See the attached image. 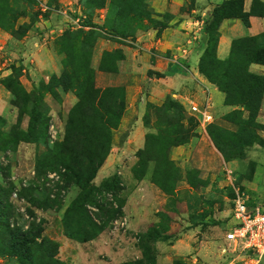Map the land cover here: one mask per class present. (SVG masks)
Instances as JSON below:
<instances>
[{"label": "rangeland", "instance_id": "1", "mask_svg": "<svg viewBox=\"0 0 264 264\" xmlns=\"http://www.w3.org/2000/svg\"><path fill=\"white\" fill-rule=\"evenodd\" d=\"M154 1L145 0L146 10L150 13L147 17L139 20L133 18L128 22L131 28L137 29L134 30L136 34L150 29L160 30L164 26L162 21L167 19V15L156 14L151 10L149 2ZM191 2L193 3V0L188 1L184 10L191 8ZM7 6L12 9L14 15L6 22V27H13L17 31V36H12L7 28L5 31L0 28V264H41L42 261L44 263L41 253L53 256L60 264H139V262L155 264V240L162 236L172 240L177 239L178 236L181 237L186 229H190L185 224L188 221H194V217H201L200 211L203 208L211 209L206 210L207 214L212 212L213 205L216 206V217H211L206 224L209 226L207 233L210 240L219 238L224 245V234L232 223L230 215L236 192L248 197L251 208L263 205V202L257 199L264 196V174L262 177H256L257 181L261 178L258 184L254 179L256 157L259 152L264 151V124L259 122L260 108L258 113L250 115L243 106L224 105L225 108H230L229 111L224 112L222 107H215V99L212 105V99L209 100L206 90V97L196 105L200 107L206 100L209 101L210 111L214 116V124L210 125L199 123L190 115L189 109L169 93L160 103H155L147 100L149 95L152 96L148 94L149 86L145 85L144 88L137 86L134 89L132 104L135 107L142 104L143 111L130 117L129 121L133 125L131 124L129 132L136 128L137 121L145 129L146 134L140 150L144 148L145 139L149 136L148 145H155L153 150L157 153L155 156L157 163L148 164L146 175L155 169L156 181L160 180L166 186V190L173 191L172 195H165L155 186L157 192L159 191L155 192L154 201L159 202V204L155 203L156 206H151L153 203H146V200L140 199L139 196L136 202L134 194L132 195L133 180L136 178L133 169L137 160L133 167L129 166L131 163L127 159V164L121 166V169L111 168L108 172L100 173L104 162L91 182L89 173L83 171L79 173L81 170H77L81 189L75 186L73 181H68L65 178L67 173L65 166L72 167V164L68 162V158L60 155L59 151L66 138L69 114L77 105L80 92L76 91L73 85H69L67 89L60 87L61 75L71 71L68 62L70 61L77 69L76 77L80 79L78 83H83L87 78L86 80L93 83L94 88L98 90L122 88L103 87L97 75L99 73L118 74V64L125 58L122 55L124 49L122 52L118 49L119 53L117 50L104 52L101 58L94 60L93 49L89 62L90 73L85 74L80 58L76 54L78 51L70 49V46L84 42L87 33H96L99 38L95 45L99 40L112 42L133 54L134 52L130 50L136 49L135 38L123 39L108 30L106 25L112 20V16H109L111 11L109 0H106L102 8L95 6V8H87L83 0H9ZM255 7L261 8L256 4ZM212 21V11L207 12L201 30L203 32L201 42L199 41L198 49H196L200 52L198 64L208 42L204 29L209 28L212 32ZM88 22L96 28L85 27V23ZM128 24L124 21L123 27H129ZM66 34L70 35L67 41L64 39ZM195 42H198V37ZM190 50V45L185 43L182 45L180 55L187 57ZM69 53L70 59H68ZM114 53L119 54L116 61L113 60V56H104ZM139 54L140 56L154 55L155 51L151 50L149 53L142 50ZM198 64L196 69L198 75L211 84L198 71ZM188 69L186 64H182L181 74L184 77H190ZM124 73H129L127 67L121 68L120 74ZM147 76L156 81L155 85L158 83L159 91L162 89H168L170 93L178 91L177 86L168 81L170 75L166 73L148 72ZM78 83L75 82L74 86L76 87ZM6 84L11 87L16 86L18 91L13 94L5 87ZM122 89L125 94V89ZM158 90H155V93L156 91L158 93ZM114 98L112 96V102ZM167 101L173 103V106L166 108V113L172 115L174 121L169 129L165 125L160 126V120L156 118L158 109L164 107ZM228 117L232 120H228ZM123 118L124 113L121 121ZM18 121L20 125H17ZM50 122L59 132L58 139L54 143L50 142L48 135ZM34 124L36 127H33ZM13 127L17 132H27L33 143H19L15 150L10 149L9 147H14L10 137ZM210 131L215 134L222 131L224 140L221 143L224 151L230 157V152H234L238 158L224 159L210 140L208 136ZM113 133L114 131L112 135ZM201 137L206 139L209 145L208 150L193 146L188 148L186 154L188 156L191 154L190 157L196 161L205 163L209 160L213 147L225 162L221 177L224 176L228 185L218 187L214 183L210 193L203 191L202 194H194L191 189L204 187L205 182L201 181L200 174L188 163L185 169L177 166L172 160L174 156L172 152L176 148L186 147L193 139ZM171 141L179 142V146L165 148ZM234 143H240V145L233 151ZM249 143H251L250 146H244ZM135 148L136 146L127 155L130 157L132 153H135L134 157L137 159L138 151L135 152ZM149 151L148 148V156L144 155V158L150 156ZM176 153L179 154V152ZM122 161H119L117 165H120ZM167 161L173 164L174 169L166 165ZM232 162L236 165L234 169L228 165ZM113 179H116L113 181L116 185L111 186ZM182 183L185 184L183 187L189 189L182 198H179L176 196L179 192L176 191L182 189ZM103 185L111 187L106 189ZM7 191L8 195L5 197L3 194ZM13 194L17 195L16 199L12 197ZM79 197H85L83 212L75 207ZM120 203L121 211L115 213ZM136 206L137 208L146 206L150 220L152 217L161 216L167 225V231L172 228L175 233L166 234L167 231L160 233L159 229L153 228L152 225L149 230L147 229L148 231L135 232L132 220L135 218ZM183 208L190 214L189 218L182 216ZM113 213L114 217H112ZM120 219L127 221L125 230L112 233L111 224ZM142 221L146 225L144 220ZM38 228L42 229L43 234L30 245V251H26L24 261L11 257L9 252L12 248H10L8 232L11 229H18L22 234L32 232V235ZM84 239L89 241L84 242ZM42 241H46L49 245L41 247ZM226 258L229 264H254L256 261L255 257L238 251L232 257ZM256 264H264V257Z\"/></svg>", "mask_w": 264, "mask_h": 264}, {"label": "crops", "instance_id": "2", "mask_svg": "<svg viewBox=\"0 0 264 264\" xmlns=\"http://www.w3.org/2000/svg\"><path fill=\"white\" fill-rule=\"evenodd\" d=\"M188 1L189 0H155L153 3L149 2V6L154 13L165 14L167 15V19L162 21L164 26L160 30L150 29L136 34L134 40V46L136 49L130 50L134 52L133 54L128 50L125 51V48L118 46L116 43L103 40H99L96 43L94 47V60L101 58L104 52H114L116 50L118 51V49H120L121 52L124 49L122 55L125 57L124 60L118 64V74L99 73L97 75L98 81L103 87L112 86L125 89L124 118L121 121L118 130L114 131L112 135V149L103 167L100 169V173L108 172L111 168H114V170L116 168L121 169V166L127 164V159L131 163V165H129L130 167H133L136 163L137 159L134 157L135 153H132L130 157L127 153L129 151L131 152L134 146H136L134 149L135 152L139 151L142 148L143 137L146 134L144 132L145 129L139 125L138 121L136 122V128H133V131L129 132V128L132 124L129 121L130 117L133 114H140V112L143 111L142 104H139L137 107L132 104V94L137 86H141L140 88H144L145 85L149 86L150 91L148 94H151L152 96L149 95L147 100L155 103H160L164 97H166V94L169 93L174 99L178 100L184 107L186 106V108L189 109L191 106L196 105V103L204 99L207 93L209 100L211 101L212 99V105L215 99V107H222L224 112L230 110V108L224 107V94L219 92L215 86L207 83L198 75L196 69L200 52L196 51V49H198L197 46L203 35L201 30L205 14L213 11L214 8L221 5L223 2L232 0H193V3H190V5H192L191 8L184 10ZM252 1L253 0H243V11L246 14L250 12ZM258 1L264 4V0ZM218 32L220 37L218 40L216 56L218 60L223 61L228 58L231 44L234 40L256 38L264 35V17H249L248 27H245L239 19L222 20ZM194 36H196V38ZM197 37L198 42H195ZM185 43L189 44L191 49L187 57H185V55H180L182 45ZM142 50L149 53L151 50H154L155 54H148V56L143 54V56H140L141 54L139 53H141ZM182 64H186L189 67L188 72L190 74L188 75L190 77H184V75L181 74ZM122 67H127L129 73L121 75ZM248 71L251 74L264 77V66L252 64L249 66ZM148 72H161L170 75L168 81H171L172 85L177 86L178 91L172 93H170L168 89H162L159 91L157 89L158 83L155 85L156 81L148 78ZM155 90H158V93L157 91L155 93ZM259 122L264 124V92L261 101ZM193 146H200L208 150L209 145L204 137L195 138L189 145H186V147L176 148L172 152V155L174 154L172 160L177 166L185 169V165L188 163L192 169L200 174L201 181L205 182L204 187L200 186L195 189L190 188L192 190L191 192L194 194H202L203 191L210 193L212 187H214V183H216L218 187L227 186L228 183L226 179L223 175L221 177L222 167L225 162L219 153L215 152L212 147V153L210 152L209 160H206L205 163H203L190 157L191 154H189V156L186 154L188 148ZM176 152H179V154ZM121 160H123L122 163L117 165ZM256 160L257 165L254 179L258 176L262 177L264 174V151L259 152ZM228 165L233 169L236 167L234 162L228 163ZM184 173H186V171H184ZM150 174L151 173L149 172L140 181L136 179L133 180L134 193H132V195L134 194L136 202H138L137 196H139L140 199H145L146 203H153L151 206H156L159 202L156 203L154 197L155 192L158 193L159 191L157 192L155 186L150 182ZM259 181H257L256 184H258ZM183 186H185L184 183L181 185L182 189H177L176 191L179 192L176 195L179 198H182V196L188 192L187 190L189 188L186 189V187ZM156 198L160 200L159 197ZM251 199L254 200L253 198ZM257 201L263 202L264 206L263 195L260 196ZM143 207L137 208L136 206L134 209L135 218L132 222L135 232L143 233L147 229L149 230L151 225L153 228L155 227L156 229H159L160 233L168 230L167 225L164 220L161 219V216L155 218L152 217L150 220L148 209L146 206ZM215 209L216 206L213 205L212 212H208L207 215L206 210L211 209L203 208V210L200 211L202 214L201 217L196 218L193 216L195 220L192 222L188 221L185 224L186 226H189L190 229H186L181 237L178 236L177 239L173 238L175 240L170 238L166 239V236L158 238L154 245L156 252L155 264H174L176 261L185 264H229L226 258L227 256H221V239L212 238V240H210L208 237L207 231L209 226H206V224L211 217H216ZM182 211L183 217H190V214L184 208ZM155 212L157 213L158 211L156 210ZM142 220H144L146 225H144ZM173 233L175 232L172 228L170 231L166 232V234Z\"/></svg>", "mask_w": 264, "mask_h": 264}, {"label": "trees", "instance_id": "3", "mask_svg": "<svg viewBox=\"0 0 264 264\" xmlns=\"http://www.w3.org/2000/svg\"><path fill=\"white\" fill-rule=\"evenodd\" d=\"M8 1L9 0H0V28L4 31L7 28L6 22L12 19V15H14L12 9H9L7 6ZM109 1L111 10L109 16H112V20L106 25L109 28L108 30L123 39L135 38V31L137 29L131 28L128 22L130 19L136 18L139 20L150 14L146 10L145 0ZM105 2L106 0H83V4L87 8L94 6L102 8ZM243 4V0H232L226 1L220 6L214 8L212 11V32L209 28L204 29V35L208 38V42L203 55L199 60L198 71L212 85L216 86L219 92L225 95V106H243L251 115L258 113L259 111L264 92V77L249 73L248 68L252 64L264 66V35L256 38L234 40L231 44L229 56L226 60L219 61L216 57L219 39L218 28L222 20L239 19L245 27H248L249 17H264V4L261 2L257 0L253 1L250 12L247 14L243 11ZM255 4L259 5L261 8H256ZM124 21H127L129 27H123ZM84 26L88 28H96L89 22L85 23ZM213 29H215V32H213ZM7 30L11 32L12 36H17V31L14 30L13 27L7 28ZM98 38L99 35L96 33H87L84 42L70 46V49L78 51L76 54H78V57L80 58V63L82 64L85 74H87V72L90 73L89 62L91 60L95 42ZM64 39L66 41L67 39L69 40L70 35L66 34ZM117 52L119 53V51ZM118 55L119 54L114 53L110 55L105 54L104 56H113V60L116 61L118 60ZM70 58L71 54L69 53L68 59ZM68 62L71 71H66L61 75L59 86L67 89L69 85H73L76 91L80 92V98L77 105L69 114L65 131L66 138L59 152L60 155L68 158V162L72 164V167L65 166L67 170L65 178L70 182L73 181V184L81 189L82 185L77 170H81L79 173L82 171L89 173V181L91 182L98 170L102 167L111 151L112 132L118 129L125 111V94L122 88H110L105 90L95 89L93 83L86 80L87 78L83 83H78L80 79H78L79 77H76L77 69L73 63L70 61ZM75 82L78 83L76 87L74 86ZM5 87L13 94L18 91L16 86L11 87L9 84H6ZM112 96L115 97L113 102ZM170 106H173L172 101H167L165 106L160 107L156 114V118L158 121L160 120V126L165 125L168 129L174 124L172 115L166 113V108ZM230 118L231 117H228V120H232ZM17 125H20L19 121ZM33 127H36V124H34ZM175 128L179 129L178 126H175ZM182 132L183 130L181 129V134ZM208 136L214 144V147L224 159L228 160L231 157L234 159L238 158V155L236 156L234 152H230V157V155L224 151L221 143L224 140L222 131L216 134L215 132L213 133L210 131ZM10 137L12 138L11 143L14 147L9 148H13V150L16 149L19 143H33V141L29 139L27 132H17L14 127L11 129ZM153 138L156 139L154 136ZM148 140L149 136L145 139L144 148L137 153V163L133 169L136 177L135 179L138 181L146 176L149 163H157L155 157L157 153L153 150L155 145H148ZM166 140L168 139H165V141ZM239 145L240 143H234L232 145V150H236V146ZM250 145L251 143L244 146ZM178 146L179 142L171 141L167 143L165 148L168 149ZM148 148L150 150V156L144 158V155L148 156ZM165 163L171 169H174L171 162L167 161ZM155 175L156 171L154 169L150 174V182L154 186H157L165 195H172L173 191L166 190V186L162 184L160 180L156 181V178L154 177ZM114 180L116 179L112 180L110 183L111 186L113 184L116 185V183L113 182ZM103 187L106 189L109 188L105 185H103ZM7 193L8 191L3 195L6 197L8 195ZM84 198L85 197H79L76 201L75 207H77L80 212H83ZM72 207L73 205L71 208ZM121 208L122 204L120 203L118 210L115 213H120ZM114 215L115 214L113 213L112 217H114ZM31 233L28 232L22 234L18 229H11L8 232V238L11 243L10 248H12L9 252L11 257H16L19 258L20 261H24L26 251H30V245L43 234L42 229L40 228L33 232V234L35 233L34 235L32 234L33 236ZM157 234L158 233H156V235ZM83 241L86 242L89 240L84 239ZM47 245L49 244L46 241H42L41 247H46ZM41 255L44 260V263L42 261L41 264H60L58 261H55L53 256L44 253H41ZM139 264L141 263L139 262ZM174 264H178V262H174Z\"/></svg>", "mask_w": 264, "mask_h": 264}, {"label": "built area", "instance_id": "4", "mask_svg": "<svg viewBox=\"0 0 264 264\" xmlns=\"http://www.w3.org/2000/svg\"><path fill=\"white\" fill-rule=\"evenodd\" d=\"M189 113L202 125H210L214 122L211 114L209 101L206 100L202 106L193 105ZM48 135L51 143L58 139L59 132L52 122L48 127ZM227 175L229 176L228 172ZM230 178V177H229ZM17 198L16 194L12 196ZM231 224L224 234V245L221 252L224 256L232 257L235 252L248 254L256 258L254 264L264 257V206H249L248 197L236 192L231 208ZM126 219H120L111 224L112 233L125 230Z\"/></svg>", "mask_w": 264, "mask_h": 264}]
</instances>
